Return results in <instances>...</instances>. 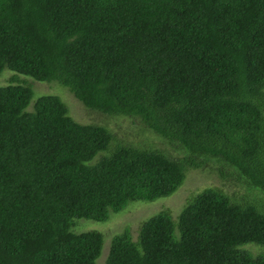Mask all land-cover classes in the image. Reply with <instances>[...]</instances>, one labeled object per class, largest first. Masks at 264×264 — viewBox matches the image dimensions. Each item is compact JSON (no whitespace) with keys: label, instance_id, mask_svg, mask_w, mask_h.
I'll return each instance as SVG.
<instances>
[{"label":"trees","instance_id":"16d2710c","mask_svg":"<svg viewBox=\"0 0 264 264\" xmlns=\"http://www.w3.org/2000/svg\"><path fill=\"white\" fill-rule=\"evenodd\" d=\"M5 72L0 264H99L104 234L77 226L170 196L192 169L244 197L204 189L114 236L103 264H264L247 247L264 249V0H0ZM33 81L167 148L112 145Z\"/></svg>","mask_w":264,"mask_h":264},{"label":"rangeland","instance_id":"374dc122","mask_svg":"<svg viewBox=\"0 0 264 264\" xmlns=\"http://www.w3.org/2000/svg\"><path fill=\"white\" fill-rule=\"evenodd\" d=\"M10 73L5 72L0 77V84H5ZM32 87L36 95L39 94H57L66 103L69 114L78 122L89 124H103L109 126L113 133L112 145L126 144L132 145L141 143L159 148H167L166 144L155 137L149 136L139 129L142 125L134 123L123 118L114 116H105L100 114L80 102L69 90L61 88L56 83L32 82ZM192 169V168H191ZM207 188H214L228 194L232 198L240 199L244 197V189L235 185L212 171L189 170L187 177L181 187L172 195L159 198L155 201L133 202L123 211L113 213L107 221H88L81 222L77 226V231L98 230L102 231L105 237L104 248L99 264H103L109 251L111 239L121 234L128 228L132 237L135 239L138 235L140 226L148 218L152 217L161 210L170 211L172 216L177 219L183 207V204L190 201L197 193ZM252 197V196H251ZM254 253L264 251L263 248L254 245H248Z\"/></svg>","mask_w":264,"mask_h":264}]
</instances>
